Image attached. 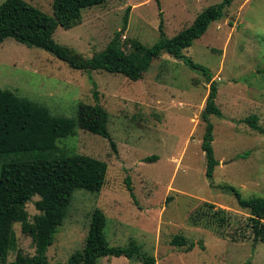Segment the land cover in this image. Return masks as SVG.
Wrapping results in <instances>:
<instances>
[{
  "label": "rangeland",
  "instance_id": "rangeland-1",
  "mask_svg": "<svg viewBox=\"0 0 264 264\" xmlns=\"http://www.w3.org/2000/svg\"><path fill=\"white\" fill-rule=\"evenodd\" d=\"M6 0H0V5ZM53 16L54 0H25ZM222 0H108L83 10L81 23L58 27L53 39L84 58L101 52L121 32L127 52L139 41L151 47L164 22L168 38L189 27L205 8ZM129 11L128 24L124 17ZM162 14V17L161 15ZM185 55L210 69L218 86L214 125V153L219 162L211 182L202 150L203 114L211 82L201 71L163 53L143 79L134 82L104 70H75L51 53L9 38L0 46V87L44 106L53 115L77 121L75 133L44 145L21 139H0L1 166L15 158L43 151L51 157L87 155L108 165L100 192L76 190L68 216L47 251L51 263H66L82 251L93 212L107 216L111 245L126 246L133 239L157 264H264V243L235 242L216 233L214 224L191 217L208 205L244 220L229 187L244 198H264V0H235L225 16L213 22ZM108 113L112 141L79 121L82 107L94 106V83ZM259 118L260 129L244 120ZM21 140V142H20ZM20 147V148H19ZM157 156L158 160L146 162ZM130 180L137 202L127 188ZM35 196L13 225L11 239L0 244L8 262L18 254L34 255L30 236L22 232V216L30 222L39 214ZM25 210V211H24ZM176 235L196 244L191 251L172 245ZM97 264H141L125 257H105Z\"/></svg>",
  "mask_w": 264,
  "mask_h": 264
},
{
  "label": "trees",
  "instance_id": "trees-1",
  "mask_svg": "<svg viewBox=\"0 0 264 264\" xmlns=\"http://www.w3.org/2000/svg\"><path fill=\"white\" fill-rule=\"evenodd\" d=\"M107 1L54 0V12L50 16L25 0H6L0 5V46L12 38L27 47H37L51 53L75 70L88 73L104 70L122 74L134 82L143 79L153 61L163 53L182 60L193 70L201 71L207 81L211 82L203 114L206 126L202 150L207 161L206 176L212 182L219 162L214 153V125L209 116L222 114L216 103L218 86L212 81L210 69L193 61L184 51L203 37L213 22L221 20L235 0H222L205 8L189 27L172 38L166 36L164 22L161 20L160 39L151 47L132 41L131 44L136 47L132 52L124 48L121 32L116 33L106 48L91 58H84L73 49L55 42L53 35L58 27L72 29L78 26L84 9L104 5ZM129 11L128 8L124 28L128 24ZM93 83L95 105L82 107L79 121L89 126L96 119V132L112 141L108 129V113L102 107L97 85ZM244 121L260 129L257 116H250ZM76 126V120L53 115L48 108L0 87V139H21L54 145L59 139L73 135ZM156 160L158 157L152 156L145 161ZM107 172V163L97 158L87 155L51 157L42 150L33 152L30 158H15L4 163L0 170V244L9 242L13 235V225L35 196L39 197L35 202L39 214L33 222H30L27 213L24 212L22 216V232L32 238L34 255L18 254L15 261L8 262L7 255L0 251V264H97L105 257H125L141 264H157V259L142 252L133 239L126 246L111 245L106 234L107 216L101 209H96L92 214L84 249L72 255L66 263L49 261L47 251L68 216L74 192L79 189L100 192ZM127 188L134 202H137L129 179ZM229 189L235 195L238 206L248 211L249 215L244 220L210 204L207 209L196 212L191 221L200 224L206 219L214 224L216 233L228 235L235 242L251 240L254 244L264 243V198H244L235 187ZM171 243L177 247L185 246L186 251L196 246L182 235H176Z\"/></svg>",
  "mask_w": 264,
  "mask_h": 264
}]
</instances>
